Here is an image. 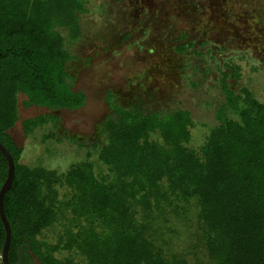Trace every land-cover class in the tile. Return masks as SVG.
Listing matches in <instances>:
<instances>
[{
    "label": "trees",
    "instance_id": "obj_1",
    "mask_svg": "<svg viewBox=\"0 0 264 264\" xmlns=\"http://www.w3.org/2000/svg\"><path fill=\"white\" fill-rule=\"evenodd\" d=\"M79 12H85L84 0H0V142L14 161L3 197L9 264H25L23 258L30 264L31 257L39 264H180L165 260L147 235L151 212L172 204L173 196L195 198L215 264H264V103L239 84L236 63L219 70L223 101L198 151L187 146L188 110L143 112L115 103L109 90L105 142L97 153L106 174L98 175L88 158L64 173L20 162L23 148L9 133L19 119L20 93L25 107L75 110L85 104V93L73 88L71 54L58 30L67 28L76 40ZM52 119H22L25 136ZM7 169L0 151V187ZM54 224L61 226L55 243L41 239ZM4 240L0 218V255ZM59 250L85 260L61 259Z\"/></svg>",
    "mask_w": 264,
    "mask_h": 264
},
{
    "label": "rangeland",
    "instance_id": "obj_2",
    "mask_svg": "<svg viewBox=\"0 0 264 264\" xmlns=\"http://www.w3.org/2000/svg\"><path fill=\"white\" fill-rule=\"evenodd\" d=\"M84 7L76 40L67 28L58 30L71 54L73 88L85 93V104L75 110L25 107L20 93L19 119L9 133L23 148L21 163L64 173L88 158L98 175L106 174L97 153L105 142L109 90L115 103L143 112L188 110L193 125L187 146L196 151L217 124L215 112L223 101L219 70L225 62L240 66L239 84L264 103V0H84ZM40 115L57 119L25 136L22 119ZM171 200L149 216L147 235L154 250L169 262L215 264L206 250V227L195 198ZM60 230L54 224L39 237L55 243ZM55 254L85 260L75 252ZM30 264L39 263L31 257Z\"/></svg>",
    "mask_w": 264,
    "mask_h": 264
},
{
    "label": "water",
    "instance_id": "obj_3",
    "mask_svg": "<svg viewBox=\"0 0 264 264\" xmlns=\"http://www.w3.org/2000/svg\"><path fill=\"white\" fill-rule=\"evenodd\" d=\"M0 151L5 156L7 160V164H8L6 178L0 187V218H1V221L5 229V240H4L2 249H1L0 257H1L3 264H9L7 253H8V248L10 244V226L5 216V213L3 211V197H4L6 190H8L11 187V181H12V177L14 173V161L9 151H7V149L3 146L1 142H0Z\"/></svg>",
    "mask_w": 264,
    "mask_h": 264
}]
</instances>
